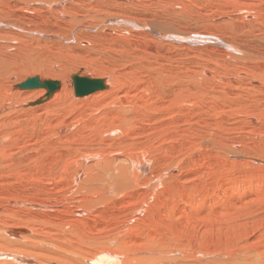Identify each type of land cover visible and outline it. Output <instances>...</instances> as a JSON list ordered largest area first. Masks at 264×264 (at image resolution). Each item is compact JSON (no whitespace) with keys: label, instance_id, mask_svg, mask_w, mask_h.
Segmentation results:
<instances>
[{"label":"bare ground","instance_id":"obj_1","mask_svg":"<svg viewBox=\"0 0 264 264\" xmlns=\"http://www.w3.org/2000/svg\"><path fill=\"white\" fill-rule=\"evenodd\" d=\"M185 1L0 0V264H264V0Z\"/></svg>","mask_w":264,"mask_h":264},{"label":"rangeland","instance_id":"obj_2","mask_svg":"<svg viewBox=\"0 0 264 264\" xmlns=\"http://www.w3.org/2000/svg\"><path fill=\"white\" fill-rule=\"evenodd\" d=\"M177 1H179L181 4L178 6V7H176L179 11H182V8H181V6H182V4L184 5L185 4V6H187V7H189V5L191 6L192 5V7L195 5L194 3H188V1H185V0H177ZM194 4V5H193ZM198 6H201V5H198ZM231 6V5H230ZM198 8V7H197ZM226 9V8H225ZM230 9V10H229ZM197 10H200L201 11V9L199 8V9H197ZM227 11H231V7H229L228 8V10ZM230 17H229V19L228 18H225V19H227V22H224L225 24H223L222 22H220V23H218V24H220V26H221V28H220V26H218L217 28L219 29V31H221V32H223V30H225L226 29V27H227V25H229L230 23H237V22H240L237 18H233L234 16H231V15H229ZM233 18V19H232ZM234 20H236V21H234ZM234 21V22H233ZM208 24V25H207ZM246 25L248 26V27H246L248 30H251L252 31V35H251V33H250V35H248V33H247V35H246V37L247 36H249V39H251V36H252V38H253V36H255L256 38L258 37V36H261V35H264V29L263 28H261V27H258V24H254V22L253 23H251V22H248V23H246ZM256 25V26H255ZM223 26V27H222ZM254 27V28H253ZM194 29H195V31H196V34L199 36V37H203V36H207V35H209V36H212L211 35V33H210V29H212L213 27H212V25L210 26V24L208 23V22H206V23H198L196 26H194L193 27ZM257 30H256V29ZM261 29V30H260ZM197 30H198V32H197ZM213 30V29H212ZM216 30V29H215ZM214 30V31H215ZM263 32V33H262ZM199 33H201V34H199ZM219 33V32H218ZM227 32H224V33H222V35H225ZM205 34V35H204ZM260 41V40H259ZM67 42V41H66ZM66 42H64L65 44H67ZM74 43V41H69L68 42V44H71V43ZM244 42V41H243ZM247 43V42H246ZM260 44L261 43H259L258 42V48H259V50H261V51H264V43L260 46ZM44 46H46V45H44ZM50 46V45H49ZM49 46H46V47H43V44H38V46L36 45V44H34V45H32V48H34L33 50H31V51H29L31 54L30 55H32V57L33 58H35V56H37V55H40V54H45V55H48V57H51V59L52 60H54L53 59V57H56V58H60L59 56V54H55V53H58L57 52V48H52V47H54V46H50V48H49ZM51 50H54V51H51ZM48 51V52H47ZM25 52H27V51H25ZM54 52V53H53ZM208 52H210L209 50H208ZM54 54V55H53ZM77 64H78V62L74 65V66H77ZM40 76L39 75V73L38 72H36V74H30V75H28V76ZM87 75H89V74H87ZM89 76H91V75H89ZM40 77H42V76H40ZM42 80H44V79H48V80H57V81H60L58 78H45V77H42L41 78ZM58 90V89H57ZM37 99H35V100H32V101H30V102H34V101H36ZM76 104V103H75ZM78 111V104H76V106L74 107V109H73V112H77ZM42 118H44L45 119V117L44 116H42ZM229 122H231V120H229L228 121V123ZM92 130H93V128H92ZM92 130H89L88 128H84V133H83V135L85 134H89ZM235 130V129H234ZM237 132H236V130H235V132L233 133V137L235 136L236 137V134ZM243 143V142H242ZM239 145V146H238ZM236 144V147H238L237 149H239L240 148V150H242V148H243V146H244V143L243 144ZM244 149V148H243ZM183 151H185L181 146H179L178 144H176L175 142L174 143H170L169 145H168V147H167V154L165 153V151H164V155L162 156V158L164 159V160H169V159H171L173 156H176L178 153H181V152H183ZM115 152V151H114ZM228 153H230V152H228ZM231 155H228V154H226V156H228L227 157V159L229 158L230 159V161H228L227 159H226V161H228V162H236V163H242V161H243V163H245V162H247V158H246V156H244V150L243 151H239V152H237V154L236 153H230ZM235 155V156H234ZM238 158V159H237ZM232 159V160H231ZM234 159H235V161H234ZM239 159L241 160V162L239 161ZM243 159V160H242ZM211 160V162H215V161H218V158H213V159H210ZM209 160V161H210ZM164 163L165 164H167L168 163V161H164ZM204 164H206V163H204V162H202V164L200 165V166H192V167H190V169L189 168H187V167H181V176H180V179H182V180H184L185 182H184V186L186 187V189H187V185L189 184V183H191V182H197L198 184H205L207 187H210L211 185H213L214 184V180H215V176L214 175H212L211 174V172H210V170H206L204 167H202V165H204ZM251 165H250V169H251V171H253V175L251 176V186H256L257 188H258V186H259V188L261 187V185H262V182H260L261 180H259L258 181V176L259 175H263V172H264V168H261V171L259 172L258 171V164L257 163H255V162H252V163H250ZM233 171V170H232ZM234 173H236V172H231L230 174H226V175H228L229 176V178H234ZM147 173H145V175H146ZM244 178H245V175L242 173V166L240 167V169L238 170V172H237V181H240V182H243V180H244ZM187 180H189V181H187ZM250 185H247L246 186V188H250L251 187ZM176 203V199H172V200H170V201H168V207L169 208H172V207H174L175 204Z\"/></svg>","mask_w":264,"mask_h":264},{"label":"water","instance_id":"obj_3","mask_svg":"<svg viewBox=\"0 0 264 264\" xmlns=\"http://www.w3.org/2000/svg\"><path fill=\"white\" fill-rule=\"evenodd\" d=\"M74 81V90L76 95H85L91 93L96 89L105 88L106 85L103 82L102 78H90L89 76H79L77 74L72 75ZM48 85L50 87V92L58 87V81L55 80H45L41 81L38 77L27 79L21 85L23 87H32V86H42Z\"/></svg>","mask_w":264,"mask_h":264}]
</instances>
